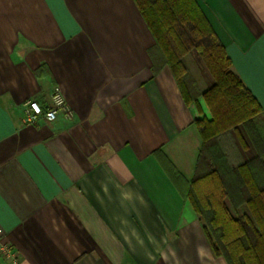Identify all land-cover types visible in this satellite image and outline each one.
<instances>
[{
    "label": "crops",
    "instance_id": "0c3cea01",
    "mask_svg": "<svg viewBox=\"0 0 264 264\" xmlns=\"http://www.w3.org/2000/svg\"><path fill=\"white\" fill-rule=\"evenodd\" d=\"M195 1L264 113V0ZM154 44L134 0H0V264H226L170 178L201 139ZM54 88L72 118L24 125Z\"/></svg>",
    "mask_w": 264,
    "mask_h": 264
},
{
    "label": "trees",
    "instance_id": "16d2710c",
    "mask_svg": "<svg viewBox=\"0 0 264 264\" xmlns=\"http://www.w3.org/2000/svg\"><path fill=\"white\" fill-rule=\"evenodd\" d=\"M134 2L155 41L149 52L153 75L169 69L201 139L192 179L185 182L173 171L171 181L193 209L217 258L226 264H264L263 109L232 72L195 0ZM188 57L205 81L203 91ZM231 134L250 156L232 161L222 145Z\"/></svg>",
    "mask_w": 264,
    "mask_h": 264
},
{
    "label": "built area",
    "instance_id": "2783aa9c",
    "mask_svg": "<svg viewBox=\"0 0 264 264\" xmlns=\"http://www.w3.org/2000/svg\"><path fill=\"white\" fill-rule=\"evenodd\" d=\"M59 114H63L66 119L72 118V113L68 109L67 104L58 88H54L50 95V104L42 109L37 101L29 100L23 105L22 123L24 125H36L40 120L51 123L54 122ZM0 252L6 256H13L10 248L6 245H0ZM13 264H18L17 260H13Z\"/></svg>",
    "mask_w": 264,
    "mask_h": 264
},
{
    "label": "rangeland",
    "instance_id": "374dc122",
    "mask_svg": "<svg viewBox=\"0 0 264 264\" xmlns=\"http://www.w3.org/2000/svg\"><path fill=\"white\" fill-rule=\"evenodd\" d=\"M186 62H187L189 69L191 70L192 74L194 75V77L196 79L198 87L201 88V91H203L206 87L205 81L202 79L200 72L197 69L196 64L194 63V61L190 57H188L186 59ZM207 117H208V115H207ZM229 137H230V139H227L225 137L222 138V145H223L224 149L227 150V153L230 155L233 162H237L238 159L243 160L247 156H250V152L243 153L244 150L242 148H240L241 146L239 144L238 145L236 144L238 140L236 139V137L233 134H231Z\"/></svg>",
    "mask_w": 264,
    "mask_h": 264
}]
</instances>
